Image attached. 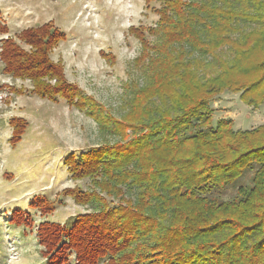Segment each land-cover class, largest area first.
Wrapping results in <instances>:
<instances>
[{"label":"trees","instance_id":"1","mask_svg":"<svg viewBox=\"0 0 264 264\" xmlns=\"http://www.w3.org/2000/svg\"><path fill=\"white\" fill-rule=\"evenodd\" d=\"M144 2L158 18L153 26L128 28L141 44L133 63L143 82L128 85L120 118L51 59L67 38L52 20L1 38L5 73L29 80L30 94L83 111L101 134L116 138L65 156L71 178H88L90 189L66 187L53 200L38 195L28 203L44 216L70 197L90 211L63 226L35 223L28 210L15 208L9 223L37 228L46 264H264V122L235 130L221 118L211 127L209 107L225 90L248 106L264 103V0ZM241 21L254 26L239 32ZM7 32L0 21V33ZM224 46L234 50L232 63L218 55ZM211 69L215 77L198 80L199 71ZM9 124L13 146L28 124L21 117ZM247 169L251 184L239 186L235 197L211 195Z\"/></svg>","mask_w":264,"mask_h":264},{"label":"rangeland","instance_id":"2","mask_svg":"<svg viewBox=\"0 0 264 264\" xmlns=\"http://www.w3.org/2000/svg\"><path fill=\"white\" fill-rule=\"evenodd\" d=\"M144 1L0 0V21L8 27L7 33H0V41L26 27L52 20L67 38L53 49L51 59L62 64L69 82L120 118L127 110L131 95L128 85L143 82L140 69L133 63L141 44L128 28L153 26L158 18L145 8ZM150 5L158 6V2L152 1ZM253 26L241 21L239 32ZM236 36L239 33L234 34ZM218 55L227 63L235 58L234 50L228 46L222 47ZM217 74V69L202 70L197 78L204 82ZM8 87L27 91L31 83L27 79L12 78L3 71L0 61V264H46L36 239L37 228L10 224V211L28 210L35 223L49 220L70 225L77 213L91 208L65 197V205L56 206L52 214L43 216L36 209L28 208V203L38 195L53 200L66 187L90 189L88 178H71L64 163L65 156L71 151L79 154L90 146L113 142L116 138L101 134L92 118L62 99L53 102L28 91L15 93ZM209 107L212 109L211 127L221 118L231 119L235 130L251 129L264 122V103L258 107L248 106L239 99V93L225 90L210 99ZM13 117L25 119L28 125L21 140L12 146L9 120ZM256 167L254 165L253 170ZM253 170H245L234 182L212 191L211 195L232 199L239 186L251 184Z\"/></svg>","mask_w":264,"mask_h":264}]
</instances>
